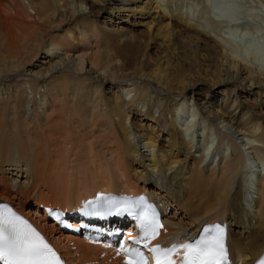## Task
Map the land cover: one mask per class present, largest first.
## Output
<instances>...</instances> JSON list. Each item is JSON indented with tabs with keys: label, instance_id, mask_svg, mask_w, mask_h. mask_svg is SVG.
Listing matches in <instances>:
<instances>
[{
	"label": "bare ground",
	"instance_id": "6f19581e",
	"mask_svg": "<svg viewBox=\"0 0 264 264\" xmlns=\"http://www.w3.org/2000/svg\"><path fill=\"white\" fill-rule=\"evenodd\" d=\"M256 1L233 0L215 14L216 5H207L205 0H196L195 4L191 0H0V200L32 213L34 222L70 264L92 260L94 264L123 263L112 250L54 231L55 227L45 222L36 206L69 207L97 188L128 192L147 189L165 203L164 209L176 207L174 214L166 216V234L175 235L178 230L192 232L198 222L224 219L232 264L254 261L264 250V170L258 169L255 180L245 170V159L264 158V110L239 101L237 91L255 98L264 108V54L259 60V53H264V35H258L260 27L247 26L252 18L253 23L257 18L261 26L264 24V0L261 4ZM90 2L114 17L124 15L125 21L128 17L139 19L147 33L144 48H161L164 54L150 59L146 52H134L140 46L134 43V36L126 35L131 31L126 32L122 24L114 28L107 21L100 23L94 19ZM255 3L261 10L256 9ZM228 8H235L237 17L243 13L247 23L244 30L227 22ZM58 30L73 42L81 41V36L87 34L93 39V46H99L98 50L90 53L86 61L85 52H60L63 40L53 34ZM248 30L256 32V36ZM120 42L126 46H118ZM130 42L133 44L129 45ZM180 43L195 47L200 51L199 57L211 62L203 60L205 63L201 64L213 67L210 71L214 78L207 69H203L202 75L214 84L225 83L226 87L219 91L220 98L213 99L214 94L208 93L209 83L203 95L189 91L190 81L185 82L183 67L168 57ZM124 53L133 56L121 59ZM40 56L42 61L34 63ZM256 60L261 67L254 69ZM64 69L74 74H65ZM41 88L46 97L44 91L40 93ZM65 91H69V97ZM36 93L43 96L36 103L41 110L38 113L32 109L34 120H30L25 106ZM187 100L191 101L189 111L242 136L245 150L228 140L232 150L222 148L220 164L204 167L209 144H202L196 152V144L187 137L194 122L183 119L179 124L183 127L178 126L177 113L189 105ZM34 104L31 102V107ZM153 107L158 109L156 114ZM62 118L63 122L58 123ZM69 120L85 129H107L108 137L116 145L117 169L115 174L109 168L97 172L101 175L97 174L98 179L91 185H78L68 191L69 186L64 187L68 179L53 175L65 171L55 161L57 153L64 151L60 140L69 143L77 137L76 128L67 124ZM230 125L235 126L233 130ZM132 137L140 138V143L132 141ZM156 172L171 174L176 190L167 187L172 192L166 191L164 183L169 179L161 177L160 183H153L158 187L151 189L149 175ZM112 175L118 176L120 180L116 181L120 182H115ZM72 189L81 192L75 195ZM248 199L254 201L252 209L246 207ZM181 213L187 219L183 220Z\"/></svg>",
	"mask_w": 264,
	"mask_h": 264
},
{
	"label": "rangeland",
	"instance_id": "374dc122",
	"mask_svg": "<svg viewBox=\"0 0 264 264\" xmlns=\"http://www.w3.org/2000/svg\"><path fill=\"white\" fill-rule=\"evenodd\" d=\"M262 1L263 0H259L260 3H258V4H261ZM191 2L193 4H195L196 0H191ZM90 4L93 6V7H91V9L93 10V13H94V16H95V17H93V16L92 17L94 19L98 20L100 23H102L104 21H107V25L110 26V24H111L112 26H114V28H116L117 26L120 27L121 24H122V25H124V28L126 29V32H130L131 31L130 32L131 34H126V35L130 36V37L134 36V38L136 39L134 43L137 44L136 46H138V47L140 46V48H138V50L134 51V52H138V51L139 52L140 51L141 52H146L145 54H147V55L149 54V56H151V57H149L150 59H154L156 57H160L162 54H164V53H161L162 52V51H160L161 48H153V47L152 48L148 47L149 49L144 48V46L148 42L147 33H144L145 29L143 28L142 25H139L140 24L139 21H138L139 19L133 18V17H128L127 18L128 21H125L124 20L125 16L122 15V14L120 16H118V17H116V16L114 17L111 14H108L110 11L107 12L104 9H100L101 7L98 4H94V3L92 4V2H90ZM90 4H87V9L90 7L89 6ZM116 4H118V3H116ZM258 4L255 3L256 6ZM106 6H108V5H106ZM171 6H173V4ZM256 9L258 11L261 10L260 9V5H259V9H258V6L256 7ZM121 18H123V19H121ZM237 18L238 19L235 22V26L239 27L238 29L241 30V29L245 28L247 23H248L249 25H247V26H250V28L251 27H260V28H257V29H260L258 31V33L260 32V34H258V33L257 34L259 36L264 35V24L261 26L260 24H262V23L261 22H257V20H256L257 18H254V23L255 24L253 23V18H252V20H249L250 23L252 22L251 24L253 26L250 25V23L248 21H247V23L244 21L245 18L243 16V13H242V15H241V13H239ZM122 21L123 22L125 21V23H120ZM129 22L132 23V24H130ZM238 23L240 24V26H239ZM241 23H243V24H241ZM256 25H258V26H256ZM127 29H128V31H127ZM247 29H249V27H247ZM77 31H79V30H77ZM249 32H251V31H249ZM252 33L253 32H251L249 34H251L252 36H254V35L256 36V34H255L256 32L253 33V34ZM53 34H56L57 37H59V38H61L63 40V47L60 48V52H63L64 49H65V51L67 50V51H70V53L73 52V53H76V54H81L82 52H85V55H84L85 61L90 56V53H93L94 51L98 50V48H96V47H99V46H95V47L93 46L94 45L93 44L94 41H93V39L88 38L89 36L87 34H85V36L84 35L81 36V38H82L81 41H74V42L72 41L70 36L66 35L61 30L60 31L59 30L58 31H53ZM126 39L129 40L130 38H126ZM47 42L48 41H46V43ZM132 44L133 43H131V42L129 43V45H132ZM152 45H154V44H152ZM178 45L179 44H177V46ZM118 46L125 47L126 44L120 42V44H118ZM179 46L177 47L176 52L174 51V53L168 55V57H170V59L172 60V63L176 62V63H178L179 66L183 67V69H184L183 74L184 75L186 74L185 82L190 81L187 84L188 86H190V90L189 91L196 90L197 92H200L201 95H203L204 87H206L207 83H209L211 85V87L208 88V89H210L208 93L209 94H214L213 99L218 98L220 96L219 91L226 87L225 83L221 84V82H217L216 84H214V82H212V81H210L208 79L204 80L203 79V75H202L203 74V69H207L208 73L213 75L211 77L214 78V74H212L211 71H210V70L213 69V67L210 68L208 66L207 68H205L204 65L202 66L203 63H205V62L209 63L210 61H206L203 58V56L199 57L200 56L199 55L200 51L195 49V47H193V46H191L189 44L187 45V44H181L180 43ZM181 48H183L184 51H182L183 49H181ZM178 49H179V51H178ZM175 53H178V54H175ZM263 54L264 53L260 52L259 55H261V57L258 55L260 61L262 59V55ZM131 56H133V55L126 54V53L120 55L121 59L129 58ZM42 59H43V56H40V58L38 59V62L35 61L34 63H38L39 64L42 61ZM195 60L199 64L198 63L195 64V62H194ZM260 61L257 62V60H256V64H254V69L258 68V67H261V65H258L259 63H261ZM201 62H202V64H201ZM199 65H201V66H199ZM262 66H264V64H262ZM64 73L65 74H71L72 72L70 70L64 69ZM187 73H189V74H187ZM72 74H74V73H72ZM190 75H191V77H190ZM27 78H29V77H27ZM214 80H216V79H214ZM42 89L43 88L40 89V93L44 91V89L43 90ZM189 91H187V94L191 95V93ZM65 92L67 93V97H69L68 96L69 95V91H65ZM44 93H45V97H46V92L44 91ZM44 93H42V94H44ZM237 94L239 95V98H238L239 101L245 102V104H247L249 106L250 105L252 107L254 106V107H256L257 110H261V111L264 110V108H261V105L255 100V98L253 99L251 96H249L246 93H243V92H241L239 90L237 91ZM29 95L31 96V93ZM42 98H43V96L40 97L38 95V93L34 94L32 97L29 98V103L25 106V110L27 111V114L30 116V120H34L33 119L34 116H33L32 109L35 108L36 111L38 113H40L41 108H38L39 104H36V103H39V100L42 99ZM187 101L188 102H186V103L189 104V105H184L181 108V110L177 113L176 118H177V121H178V126L180 128L183 127V126L179 125L183 119H187V121L188 122L190 121V123L194 122L193 123L194 126H192L193 129L191 130V134H189L187 137H189V138L191 137L192 138V142L197 145V148L195 147L196 145L194 146V150L196 152L199 150V147L203 146L204 144H207V145L209 144L208 145L209 148H210L209 158H208V160L206 162H203V166L204 167L205 166L206 167L207 166H211V167L212 166H216V163L220 164V158H221L220 154L222 155V153H221L222 148L225 149V147H226L225 150H227L230 147V149L232 150V147L230 146L231 145L230 141L232 142L234 147L236 146V148H238L240 150L241 149L245 150L246 146L244 145V140L242 139V136H239V135L237 136V134L235 132L234 133H230L229 132V128L227 129L224 126L220 127L219 126L220 124H218V125L216 124L217 126H214V124H211L205 117H202L200 113H198V115H196L197 113L195 114V111H189L191 101L190 100H187ZM31 102L35 103L33 105L34 107L33 106L31 107V105H30ZM138 105L140 106L139 102H138L137 106ZM153 111L156 114L158 109H155V107H153ZM192 113L195 116H193ZM59 122H63V118L61 120H59L58 123ZM67 124H68V126L70 128H76L74 132L76 133L77 137L74 138L70 134V136L72 137V142H69V143L68 142H63V141L60 140L61 143H64V144H62V148L64 149V151L57 153V157H56L55 161L57 163H59L60 165L62 164L59 168H61L62 171H64V169H65V171L64 172H60L59 174L53 175V176L61 178V179H68L67 182L64 184V187H66V186L68 187L69 186V188L67 189L69 191L71 187H76L78 185L79 186L80 185H84V184H85V186L89 185V184L91 185L93 182H95L98 179L96 177V176H98L97 172L101 173L102 171H108L107 168L110 169V171H109L110 173L112 171L115 174L116 171H114V170L117 169V167H116V165L114 163L115 159L117 158L116 145L113 143V140L111 139V137L110 136L108 137L107 129L103 130V129H98L97 127H92V128H89V129H85L84 127H78V125L75 124L74 120H69ZM194 127H195V129H194ZM234 127L231 126V130H233ZM200 131H202V132H200ZM193 133H194V135H193ZM202 133H204V134H202ZM131 136H133V135L131 134ZM227 136H229V137H227ZM235 137H237V139H235ZM200 138H201V140H200ZM244 138H248V137H244ZM134 140H136L137 143H139L141 139L138 138V137H132V141H134ZM228 140H230V141H228ZM206 141L208 143H206ZM227 146H228V148H227ZM230 149L228 151H230ZM140 150L142 151L143 147H141ZM144 151H142V152L144 153ZM196 152H193V153L195 154ZM145 153H147V151H145ZM199 153H200V151H199ZM196 154L198 155V153H196ZM249 158L245 159L246 167L247 166L249 167V168L245 167L246 168L245 170L248 173H252L251 176L254 177L255 180H257L258 169H261V167H262V169L264 170V163H263L264 162V160H263L264 158H260L263 161L262 163H261L260 159L258 160L256 158H252V157H249ZM246 160H247V162H246ZM249 161H251V162H249ZM258 161H260V162H258ZM67 164H69V165H67ZM65 165H67L66 168H65ZM93 165H95V166H93ZM103 167H106V170ZM112 167H114V168H112ZM89 173H90V175H89ZM113 173H111V174H113ZM132 173L130 172V174H132ZM239 173H240V171H238V175H239ZM93 174H95V175H93ZM160 174L161 173L156 172V175H153V174L149 175V178H150L151 184H152L151 185V189L154 190L155 186H157V185L154 186L153 183L154 182L160 183L159 179H161V178H163V180H165V179L166 180L167 179L171 180V177H170L171 174H168V176L167 175H162V174L160 175ZM7 175L9 176L8 173L5 174V176H7ZM99 175H101V174H99ZM132 175L135 176V174H132ZM158 175H160V176H158ZM63 176H64V178H63ZM112 176L115 177L114 178L115 182L120 180L118 176H117V178H116V175H112ZM157 177H158V179H157ZM241 178L242 177L240 175L239 178H238V181H240ZM169 180H167L166 183H164V187L166 186V188L168 187L169 189H171V188L175 189V183H174V185L172 184V181H174V180H171V181H169ZM259 180H260V178L258 177L257 184H259ZM73 181H76V182H73ZM119 182H117V183H119ZM140 183L141 182H139V184ZM169 184L171 185V187H169L170 186ZM72 190H74L73 192L75 193V195H78V193L81 192V190H78V189H72ZM171 190L173 191V189H171ZM254 194H255L254 198L256 200L257 199V192H255ZM9 195H7V196H9ZM31 205H34L33 201L31 202ZM248 206H249L250 209H252V207H254V201H252L251 204L249 203V205H246V207H248ZM174 208L175 209L171 212V214L172 213L174 214V212H176V207H174ZM180 215H181V218L183 220L187 219V216H186L185 213H181ZM177 220H178V217H177ZM71 251H72V249H71ZM98 257L102 258V254H98ZM108 261L110 262V260H108ZM88 264H92V263L90 262Z\"/></svg>",
	"mask_w": 264,
	"mask_h": 264
},
{
	"label": "snow or ice",
	"instance_id": "6c2138e0",
	"mask_svg": "<svg viewBox=\"0 0 264 264\" xmlns=\"http://www.w3.org/2000/svg\"><path fill=\"white\" fill-rule=\"evenodd\" d=\"M101 199H104L101 197ZM141 201L143 198H140ZM127 211L139 221L142 237L134 243L143 242L148 247L149 242L159 235V224L156 212L146 206L139 212L130 207L120 208L113 204L107 209L108 215H120ZM92 214H98L96 210ZM153 254L154 264H228V253L225 246L224 230L216 225L205 228L199 238L185 243H174L170 247L162 248L159 245L149 249ZM127 257L125 264H147V260L138 248H121ZM182 256L175 259L178 254ZM0 262L2 264H62L59 257L43 236L25 219L17 215L7 206L0 209ZM264 264V260L260 261Z\"/></svg>",
	"mask_w": 264,
	"mask_h": 264
}]
</instances>
